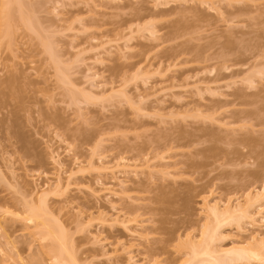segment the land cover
<instances>
[{
    "label": "rangeland",
    "instance_id": "rangeland-1",
    "mask_svg": "<svg viewBox=\"0 0 264 264\" xmlns=\"http://www.w3.org/2000/svg\"><path fill=\"white\" fill-rule=\"evenodd\" d=\"M13 1L7 17L0 0V264H53L44 226L77 264H196L213 229L212 249L264 241V195L242 228H215L203 205L264 184V0Z\"/></svg>",
    "mask_w": 264,
    "mask_h": 264
},
{
    "label": "bare ground",
    "instance_id": "bare-ground-1",
    "mask_svg": "<svg viewBox=\"0 0 264 264\" xmlns=\"http://www.w3.org/2000/svg\"><path fill=\"white\" fill-rule=\"evenodd\" d=\"M14 2H17V1L3 0V7L7 6V10L4 13L5 16L8 17L13 13V12L10 13L9 11H11L10 6L12 7V5H14L12 3H14ZM247 115H249V114H247ZM242 141H244V145H245L244 148H246V151L244 152L242 157L249 158L252 152L255 153L257 148L259 149V147H258L259 146V139H257V138L255 139V137L254 138L252 136L247 137L244 140L242 139ZM262 146L263 147H261V148H264V144ZM263 150L264 149H262V151ZM251 173H253V172H251ZM258 174L261 175L260 173H253L251 175H253V177L257 175L256 177L257 178L259 177L258 179H260L261 177L258 176ZM261 176L263 177V175H261ZM258 191H260V192L254 194L253 196L251 194L245 195L243 198V202L242 203L238 202L235 205H233V204L230 205L229 202H227V203H224L223 207H220L217 202H209L207 200H204V202H203L204 210L207 213L208 217L210 219H213V221L216 222L215 228L219 227L221 224H223L224 221L226 222L229 220H234L237 223V226H239V228H242V223L244 221H246L247 223L253 224V223H255L254 221L257 220V219L255 220V217H257V215H258L257 212H255V214H253L250 212L249 209L251 208V206L253 204V202H252V200L254 199L253 197L264 195V184L261 186V190H258ZM42 202H44V201H42ZM256 208H258L257 210H260L261 206L256 207ZM43 209H45L46 213L49 216L52 214L50 209H48V208H43ZM45 211H43L44 214H45ZM259 212L260 211H258V213ZM32 213L34 216L38 215V213H36L35 211H32ZM254 215H256V216H254ZM206 228L209 229L210 226L207 225ZM208 229H206L205 231H207ZM63 232L64 231L62 230L61 232L56 234L48 226H44L43 230H42L43 235L41 237L43 239L50 238L52 240L51 241L52 245H54L57 248V250H55V252H53L52 257H51L53 264H77L75 256L73 257V255L71 253H69L68 247L65 246L66 243H64L65 242L64 241L65 236H64ZM203 235L205 237L199 239L200 242L198 241L197 242L198 244L194 243L193 252H192V250H191L192 253L190 252L191 254H193V256L197 257V259L195 260L196 264H198V263L199 264H201V263L202 264H227L229 262H242V263L243 262H248V263L256 262L258 264H264V241L261 239L258 240L256 237L253 236L251 238L250 242H246V243L238 245V246H233V247H229V248H222V249H215V248L212 249L211 246L208 245L209 244L208 241H211L210 239H212L214 237L215 230L213 229L210 232H208V231L204 232ZM205 238H206V240H205ZM202 239L205 241H203ZM201 244L203 245L201 248H199L198 250L195 249V246L200 247ZM52 250L54 251V249H52ZM191 261H193V259ZM193 263L194 262H192V264ZM185 264H191V263H190V261H186Z\"/></svg>",
    "mask_w": 264,
    "mask_h": 264
}]
</instances>
